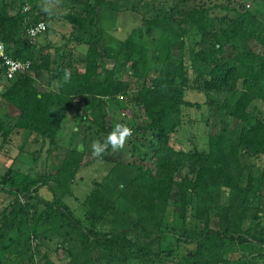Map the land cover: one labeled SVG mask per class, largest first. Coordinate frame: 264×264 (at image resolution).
I'll return each mask as SVG.
<instances>
[{"label": "trees", "instance_id": "16d2710c", "mask_svg": "<svg viewBox=\"0 0 264 264\" xmlns=\"http://www.w3.org/2000/svg\"><path fill=\"white\" fill-rule=\"evenodd\" d=\"M39 2L24 0L18 8L15 0H0V43L5 46L9 57L30 62L28 71L9 80L0 57V86L3 85L0 101H7L18 113L16 121L0 120V133L8 135L14 131H28L48 139L56 146L55 149H59L60 145L56 143L58 131L78 97H86V105H92L85 110L79 123L85 126L87 123L95 124L94 134L101 142L117 123L134 129L137 122H134L130 111L126 110V113L131 121L124 118L126 114L122 116L118 103L109 106L103 100L112 97L118 102L119 97L127 98L134 87L131 77L129 81L116 80L101 61L123 57L134 70V79L142 80L141 73L149 56L143 42L146 36L150 37L144 27L139 31L133 30L121 49H116L115 44L105 47L104 39H101L104 34L98 8L108 2L104 4L96 0L94 5L88 3L82 6L79 0H72L68 11L60 14L40 10ZM181 7L178 4L167 13L146 20L147 31L155 29L160 32L159 38H153L157 50L152 60L156 66L163 67L157 78H144L150 84L146 97L151 98V102L142 111L151 120L137 127V132L156 131L153 136L156 141L153 142L156 146L152 156V160L156 161L153 168L148 166L145 169L135 162L118 163L83 202L87 209L85 215L91 221L90 227L113 217L117 228L112 233L95 231L94 228L88 231L81 218L65 205L64 199L71 196L72 186L79 171L86 166L84 163L88 155L84 148L71 145L65 148L56 173H45L39 181L9 191L14 197L7 207L5 205L0 218V253L10 252L19 240L28 264L37 263L41 255L42 260H47L39 237L50 239L51 235L61 236L66 244L75 248L81 247L85 264L92 263L94 250L99 251L102 261L131 262L138 257L130 251L135 246L131 240H161L170 231L167 223L170 217H173L174 224H181L177 237L184 238L180 240L188 244L197 242L194 264H235L225 258L224 252H229L228 243L237 241L238 245L246 248L251 247V240L264 243V165L257 167L248 161V158L264 157V119L259 118L255 124L248 126L254 116L255 106L252 103L255 98L249 90H238L241 84L245 87L257 81L255 79L259 78V74H264L263 57L241 54L236 59L226 60L224 56L227 46L237 52L242 46L244 53L252 39L264 46V24L258 15L248 11L238 13L234 19L229 14L213 17L210 9L214 11L218 8L217 3L208 8L202 5L195 7L186 14L180 10ZM25 8L28 10L25 11ZM57 19L73 26L71 37L76 39V43L88 45L82 73L76 71L75 62L70 60L72 53L67 45L54 46L53 53L46 52L40 58L36 55L39 53L37 39L47 36L50 31L55 35L57 31H52L50 23ZM40 22L47 25V30L33 40L28 38V27ZM191 30L201 37L206 47L198 52L190 49V56L185 60L183 49ZM98 38L101 40L99 46L94 41ZM176 45H179L178 57L173 55ZM65 69L71 70V78L67 81ZM44 72L53 73L48 74V79L58 80V90L37 87L36 79ZM192 88H202L208 98L207 104L218 105L227 116L248 127H243L232 136L227 133L210 136L208 152H185L172 147L171 134L181 126L183 107L197 106L185 99L186 90ZM237 91L239 96L233 97ZM214 96L222 99L215 101ZM116 115L118 118L114 121ZM74 132L75 136H79V130ZM114 152L109 147L97 160L107 161ZM176 168H181L182 174L177 173ZM184 170L186 174H183ZM10 174L11 169L4 175L0 190L5 189L9 180L13 181ZM37 182L50 189L53 195L51 201L37 196ZM223 187L231 191L227 203L214 190ZM118 190L127 201L120 197L128 206V211H120L116 206L118 194L115 193ZM34 199H38L35 204ZM40 204L44 208L36 209L35 206ZM172 204L177 210L172 211L177 218L175 214L167 215ZM251 212L255 213L252 219L254 225L245 228L244 223ZM194 219L204 222L201 230L191 227ZM213 220L218 222L216 227L211 226ZM22 223H27V226L22 227ZM14 233L17 236L14 237ZM132 235L136 239L129 238ZM142 247L145 254L140 258L149 259L152 250L148 246Z\"/></svg>", "mask_w": 264, "mask_h": 264}, {"label": "rangeland", "instance_id": "374dc122", "mask_svg": "<svg viewBox=\"0 0 264 264\" xmlns=\"http://www.w3.org/2000/svg\"><path fill=\"white\" fill-rule=\"evenodd\" d=\"M10 1V0H7ZM17 1L18 8H20L24 0ZM96 0H79L81 5L90 3L95 4ZM2 2V1H1ZM101 2H108L107 5L98 8V12L101 15V28L104 36L103 46L107 47L108 44H115L116 49L122 48V43L126 42L133 30L139 31L140 28L144 27V31L147 35L144 39V44L149 50L148 61L146 63L144 71H142V80L135 78L134 70L131 69L129 63L125 62V58L120 57L117 60L102 59L104 67L109 69L116 80L131 81L134 85L133 92L129 93L127 98L121 99L119 97L118 102L112 97H105L103 100L106 105H113L115 102L120 107V113L122 116L126 114L125 119L131 121V117L137 124L132 129V136L128 138L123 149L115 151L110 159L107 161H99L97 157L92 155L91 144L94 140H98L95 133V124H89L85 126L83 123H79L82 119L85 110H88L92 105H86V97H78L74 100L72 108L67 114L60 130L58 131L56 143L59 149H55V145L51 144L48 139H45L37 134L30 133L28 131H14L12 134L4 135L0 133V183L4 180V175L11 169L10 176L13 181L9 180L6 184L5 189L0 190V218L4 214L5 205L12 201L14 197L9 191H15L27 185L30 182L39 181L45 173L54 174L58 170L61 164L62 157L71 145L76 147L84 148L87 152L85 158L86 166L79 171L76 182L72 186L71 196H67L64 199L65 205H68L74 214L81 218L82 224L89 229L94 228L95 231L112 233L117 228V222L115 218L106 219V221L98 223L95 227H90L91 221L85 215L87 209L84 207L83 202L86 197L101 184L105 177H108L112 168L118 163L135 162L139 166L147 169L148 166L153 168L155 160H152V156L155 153L156 146L153 139L156 131H138L137 127L142 126L150 122V117L145 115L142 110L148 107L151 98H147L150 84L144 79L145 76L149 78H157L162 71L163 67L156 66L152 60L153 53L156 52L157 44L153 41V38H159L160 32L155 29H148L146 26L147 19H153L159 14L167 13L168 10L178 4L182 5L181 11L186 14L193 10L195 7L204 6L206 8L218 4V8L214 9L211 15L213 17H223L224 15L230 16L234 19L238 16V13L249 12L250 14L258 15L259 19L264 24V0H101ZM72 4V0H40V10H49L60 14L61 12H67ZM75 5V4H73ZM37 13V11H36ZM85 17V15H83ZM93 24V23H92ZM88 26V24H87ZM52 33L48 32L47 36H42L37 39V49L39 53L36 55L40 58L41 55H45L46 52H54V46L65 47L68 46V50L71 51V61L76 64V71L82 73L85 68V57L88 49L87 44L79 45L76 43V39L71 37L73 32V26L67 21L57 19L50 23ZM91 27V26H89ZM186 39V46L183 52L186 56L185 60L189 58L192 49L195 52L203 50L206 45L201 42L202 39L199 35L191 30L188 32ZM98 44L100 38L95 39ZM190 46V47H189ZM51 47V48H48ZM55 47V48H56ZM238 51L227 46L225 52L226 60L236 59V56L241 54H247L245 56L263 57L264 64V46L259 44L256 40L252 39L247 43V47ZM41 50V51H40ZM173 55L179 56V45L173 49ZM192 54V53H191ZM159 65V64H158ZM48 74L53 73H40V77L36 79L37 87L41 90H58V80L50 81ZM259 78L255 79L247 86L240 85V90H249L254 95L253 111L254 116L248 122V126H252L257 122L259 118L264 119V74H259ZM195 84V83H194ZM195 88V87H193ZM192 88V89H193ZM3 90V85L0 86V92ZM240 92H235L233 97L239 96ZM185 99L191 103L197 104L196 107H183L182 111V123L177 130L171 134V144L175 149L185 152H196L199 153L209 151V137L216 134L227 133L229 135H236L243 127L240 121H236L225 114V112L218 106L207 104L208 98L201 90H186ZM84 99V100H83ZM222 97L214 96L215 101H219ZM90 106V107H89ZM251 106V107H252ZM130 111L133 116L130 117L126 113ZM253 108H251V111ZM10 116L12 118H10ZM18 118V113L15 108L5 100L0 101V120L7 122L8 120H15ZM118 115L114 117V121L117 120ZM16 121V120H15ZM123 124V123H122ZM87 128V129H86ZM75 129L79 130V136H75ZM102 141V140H100ZM83 150V149H82ZM249 163L255 164L257 167L264 165V157L248 158ZM152 165V166H151ZM10 168V169H9ZM177 173L182 174V169L176 168ZM13 170V172H12ZM186 170L183 174H186ZM13 173V174H12ZM181 177V175H180ZM180 177H177L180 179ZM36 185L38 187L37 196L46 201L53 199L52 192L48 187H42L39 182ZM214 189V188H213ZM216 192L222 195V200L227 203L230 197L229 188H215ZM118 194L115 200L116 206L120 211H128L129 208L122 201L125 199L121 196V193L116 191ZM119 196V197H118ZM120 197L122 199H120ZM119 198V199H118ZM38 199H34V204ZM127 202V201H125ZM36 209H43L44 206L40 204ZM172 204L167 212V215H173L172 211L176 210ZM177 211V210H176ZM254 212H251L250 218L244 223L245 228L254 225L252 221ZM177 218V214H175ZM173 217L168 218L167 223L169 224L170 231L161 237V240H131L135 246L131 252L134 256H138L137 260L125 263H119L117 261L110 262L108 260H100V253L98 250H94L91 254V264H194V258L197 255V242L188 244L182 238H178L177 233L181 229V224H174ZM218 225L217 220L211 222V226L216 227ZM27 226V223H22V227ZM204 226L203 221L192 220L191 227L194 229L201 230ZM11 234V233H10ZM17 236V233L12 234ZM50 239H46L43 236L39 237L40 242L43 245V254L47 255V260H42V255L38 262L35 264H85L86 258L82 253V248H75L72 244H66L61 239V236H51ZM136 239V236L132 235ZM152 237V236H151ZM156 236H153V238ZM163 238V239H162ZM78 240V239H77ZM249 240V239H248ZM18 241V242H17ZM17 244L11 248L10 252L0 253V264H28L24 247L21 248L19 240ZM80 243L79 241H77ZM138 242V243H137ZM251 247H241L238 242L228 243V251H225V258L235 264H264V243L256 240H251ZM142 246H148L152 250V256L149 259L140 258L145 254V249Z\"/></svg>", "mask_w": 264, "mask_h": 264}, {"label": "clouds", "instance_id": "9594fccd", "mask_svg": "<svg viewBox=\"0 0 264 264\" xmlns=\"http://www.w3.org/2000/svg\"><path fill=\"white\" fill-rule=\"evenodd\" d=\"M65 80H70L71 70H64ZM132 129L125 124L117 123L114 129L106 136L103 142L94 140L91 144L92 155L102 156L110 147L112 151H119L124 148L128 138L132 136Z\"/></svg>", "mask_w": 264, "mask_h": 264}, {"label": "built area", "instance_id": "2783aa9c", "mask_svg": "<svg viewBox=\"0 0 264 264\" xmlns=\"http://www.w3.org/2000/svg\"><path fill=\"white\" fill-rule=\"evenodd\" d=\"M28 8H25L27 11ZM47 30V25L44 22H40L38 25L34 27H28L27 37L30 39H35L39 37L42 33ZM0 57L3 59L4 66L6 68V77L9 80L15 78L16 75L20 73H25L30 69V62H22L16 59L9 57L5 52V46L0 43Z\"/></svg>", "mask_w": 264, "mask_h": 264}]
</instances>
